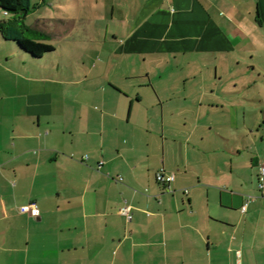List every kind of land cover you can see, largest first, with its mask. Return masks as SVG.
Returning a JSON list of instances; mask_svg holds the SVG:
<instances>
[{
  "label": "crops",
  "instance_id": "obj_1",
  "mask_svg": "<svg viewBox=\"0 0 264 264\" xmlns=\"http://www.w3.org/2000/svg\"><path fill=\"white\" fill-rule=\"evenodd\" d=\"M90 3L111 53L0 34V264H264V0Z\"/></svg>",
  "mask_w": 264,
  "mask_h": 264
},
{
  "label": "rangeland",
  "instance_id": "obj_2",
  "mask_svg": "<svg viewBox=\"0 0 264 264\" xmlns=\"http://www.w3.org/2000/svg\"><path fill=\"white\" fill-rule=\"evenodd\" d=\"M42 1L32 0V9H36L27 18V23L36 27L39 21L47 20L49 29L53 32L51 40L47 42L59 53L66 51L76 56L99 51L111 53L115 49V44L111 42L113 35L128 33L129 24L121 22L122 12L116 11L113 18V11H105L98 3H90V0H45V4ZM133 14H135L133 11L124 12L126 16ZM2 15L0 11V18L3 20ZM57 32H61L69 39L58 38ZM106 33L109 35L108 42H104ZM243 63V66H248L249 63L254 65L260 62L258 58L254 60L246 58Z\"/></svg>",
  "mask_w": 264,
  "mask_h": 264
},
{
  "label": "trees",
  "instance_id": "obj_3",
  "mask_svg": "<svg viewBox=\"0 0 264 264\" xmlns=\"http://www.w3.org/2000/svg\"><path fill=\"white\" fill-rule=\"evenodd\" d=\"M32 0H0V11L4 19L0 22V34L15 50L36 62L56 51L48 43L50 37L27 23V18L35 10Z\"/></svg>",
  "mask_w": 264,
  "mask_h": 264
},
{
  "label": "built area",
  "instance_id": "obj_4",
  "mask_svg": "<svg viewBox=\"0 0 264 264\" xmlns=\"http://www.w3.org/2000/svg\"><path fill=\"white\" fill-rule=\"evenodd\" d=\"M260 178L261 180L264 179V166L260 169ZM157 181L161 184H166V185H171L175 181V175L173 173H168L166 172L165 169H161L157 173ZM262 186V185H261ZM254 198H249L244 207L242 208L243 212H246L248 209L249 204L254 201ZM21 213H31L34 217H39L40 216V210L36 205H31V206H23L20 208ZM121 214L125 216H129L130 214V208L129 207H124L120 211Z\"/></svg>",
  "mask_w": 264,
  "mask_h": 264
}]
</instances>
